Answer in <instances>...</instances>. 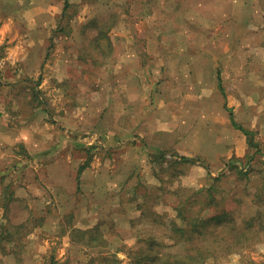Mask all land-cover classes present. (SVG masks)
Masks as SVG:
<instances>
[{"label":"rangeland","instance_id":"374dc122","mask_svg":"<svg viewBox=\"0 0 264 264\" xmlns=\"http://www.w3.org/2000/svg\"><path fill=\"white\" fill-rule=\"evenodd\" d=\"M24 3L0 36V264H129L146 237L183 251L169 236L185 204L264 214V0H5L4 13ZM164 59L181 96L161 82ZM96 224L106 247L70 235ZM262 229L205 264H264Z\"/></svg>","mask_w":264,"mask_h":264},{"label":"trees","instance_id":"16d2710c","mask_svg":"<svg viewBox=\"0 0 264 264\" xmlns=\"http://www.w3.org/2000/svg\"><path fill=\"white\" fill-rule=\"evenodd\" d=\"M181 161H191V158L183 155ZM80 168L82 169L83 165ZM255 196L259 198V192ZM213 200L214 198L210 203ZM214 205V213L206 217L200 215L199 206L187 212H184L186 204L182 210L177 207L179 222L171 221L172 234L169 238L173 239V244L170 245L180 244L183 251L172 250V247L169 250L168 244L157 238H141L138 239V245L135 248H129L127 251L129 264H205L211 257L221 255L219 253L226 254L242 248L246 241L252 240L255 243L261 241L264 227L263 211L257 210L244 217L239 205L228 209L224 202L217 201ZM210 224L214 226L213 229L209 226ZM3 226V229L0 227L1 251L4 249L3 240L9 241L11 235L6 225ZM194 232H196V237L192 235ZM70 235L73 237L77 235L78 240L91 247L107 246L108 239L98 224L83 230L72 228ZM97 258L101 264H117L118 260L113 253H100ZM90 260L94 261V258L91 257Z\"/></svg>","mask_w":264,"mask_h":264},{"label":"crops","instance_id":"0c3cea01","mask_svg":"<svg viewBox=\"0 0 264 264\" xmlns=\"http://www.w3.org/2000/svg\"><path fill=\"white\" fill-rule=\"evenodd\" d=\"M4 1L5 0H0V36H2V35L4 36L5 33H10V31H11V28H10V26H11V19L10 18L11 17L14 18V17L21 16L23 18L24 16H26V12H25L26 9L30 7V5H28V3H24L21 6L22 10L20 9V10H18L16 12H13V11H10L9 12V11H7L6 13H4V4H3ZM43 1H46L47 3L50 4V5L47 4V7L46 8L48 10L55 9L56 6L52 5L53 1L55 2V0H41V3ZM41 8H43L42 5L40 6V9ZM1 18H3L2 23H1ZM23 21L25 22L23 26H26L27 25V20L23 19ZM155 44L156 43H154V41L152 40L145 47V50L144 51L147 54L146 56H149L150 59L154 55V51L151 50V49H153V47H154V49L156 47H158L159 49H161V45L158 46V45H155ZM181 53L182 54H185L182 51H179V54H181ZM185 57H186V55H183V56H179L178 58H185ZM167 62H168L167 59H164V61H162V64H160L161 66L159 67V70H158V74H160L161 76H162L161 73H166V75L163 74V76H165L166 78L164 80H162L161 82L162 83H166V82H168V80H171V82L174 84L177 81L178 83L175 86V91L177 92V95L178 96H181L185 92V90L187 88L186 84L184 82H182L185 77L184 76H181V75H178L174 71H172V67L169 64H167ZM142 68H144V70H145L144 74H145V77L147 78L145 80H147V81L150 80L151 79V78H149V75L151 76L150 70H148V67H142ZM178 69L180 71L181 70V67H179ZM168 74L169 75H172V76H170L169 78H167ZM133 76L135 77V74ZM130 80H131V82L129 84V87L130 88L131 87L132 88H136L135 87V84H134V81H136V84H138L137 81L139 79L136 78V80H135L131 76V79ZM126 82L125 83L124 82L120 83V88H123V85H125ZM158 91H159V93H158L159 96L163 97L166 94V98L169 97V94L166 93L168 91L165 90L163 87L162 88H158ZM185 103H186V100L184 98V100L181 102V104L182 105H185ZM166 104H169V101L166 103V100L160 99V101H158V103H156V110L157 111L162 110V109L164 110ZM155 116H156V112H155V114H152V117L153 118ZM165 117H166V115L159 116V117H155L154 118V125H152V129L150 130V132L152 133V136H154L156 138V141L157 142L160 143V141L162 140V143H163L162 144V147L166 146V144H170L169 141H165V137H167V136L170 135L169 132L166 133V131H168L170 129V122H169V119H165ZM145 121L147 122L148 120L145 119ZM155 122H157V124H155ZM145 127H147V125ZM149 128H151V122L149 124L148 129ZM159 133H161L163 137L158 136L157 134H159ZM165 134H166V136H165ZM157 148H161V147H157Z\"/></svg>","mask_w":264,"mask_h":264}]
</instances>
